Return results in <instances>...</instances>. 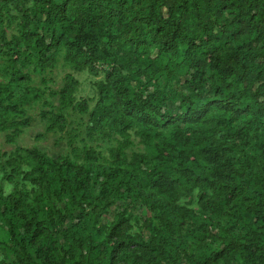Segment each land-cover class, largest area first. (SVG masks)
<instances>
[{
	"label": "trees",
	"instance_id": "1",
	"mask_svg": "<svg viewBox=\"0 0 264 264\" xmlns=\"http://www.w3.org/2000/svg\"><path fill=\"white\" fill-rule=\"evenodd\" d=\"M27 2L0 0V54L10 62L0 118L22 113L10 89L27 80L22 68L49 69L62 50L73 70L103 73L87 134L116 143L103 161L89 146L83 160L35 152L7 162L26 182L0 186L16 264H232L237 255L264 264V0ZM77 84L66 75L52 94L86 113L87 100L72 105ZM131 131L144 147L135 165ZM50 195L64 208L48 207ZM118 202L107 226L96 222ZM140 205L156 225L145 237L128 233V210ZM213 212L226 221H206ZM188 235L226 242L202 258L181 249Z\"/></svg>",
	"mask_w": 264,
	"mask_h": 264
},
{
	"label": "rangeland",
	"instance_id": "2",
	"mask_svg": "<svg viewBox=\"0 0 264 264\" xmlns=\"http://www.w3.org/2000/svg\"><path fill=\"white\" fill-rule=\"evenodd\" d=\"M31 4L32 0H28L26 5ZM21 9L23 8L19 7V10ZM13 12L14 14L19 13L16 9ZM4 57L5 55L0 54V81L6 84L10 79V68L8 67L10 62ZM97 65L101 70L105 68L100 63ZM22 71L28 76L27 80L21 85L12 84L10 87L13 96L23 97V101L20 103L22 113L14 116L10 115L6 119L0 118L1 124L4 125V128L0 130V186L3 191H11L16 187L23 186L22 183H26L11 172L15 166L7 163H11L16 154L26 157L39 152L52 158L69 156L70 158L83 160L84 149L91 146L99 151L98 157L101 161L107 159L109 151L116 141L103 138L100 135L89 137L87 134L89 112L97 98L95 83L103 78V73L100 72L99 75L94 76L88 70L81 72L73 70L70 64L63 60L62 50L58 52L57 59L51 68L41 70L33 64H28L22 68ZM66 75H71L78 81L72 105L82 99L87 100L88 111L86 113H80L73 106L62 103L58 95L52 94L53 91L59 90L65 84ZM56 115L62 116V128H59V123H55L48 130ZM16 122H19V124H16ZM16 126H18L17 133L13 135L12 131ZM129 138L132 139L133 144L127 148L126 155L128 161L135 165V153L143 152L144 147L139 142L138 137L135 138L132 131ZM4 171L11 175L10 180L6 178ZM27 188L33 189L35 192L38 190L36 186L31 184H28ZM188 199V196H181L180 201ZM191 205L196 208V200ZM64 206L65 199L63 196L52 197L50 195L48 207H54L58 210L63 209ZM122 210V202L114 203L108 207L106 213L95 215L96 222L107 226L115 217V213ZM128 213L130 214L129 223L131 226L128 231L130 235L142 234L145 237L149 233L155 232L156 225L154 222L147 221V218L153 215L150 211L144 210L140 205L134 208L130 207ZM75 214L66 217L65 227H68L73 221ZM206 221L226 220L221 214L213 212L208 213ZM212 228L216 231L215 227L212 226ZM50 231L54 235L56 226L52 225ZM8 242V232L0 224V261L3 260L7 264H16L15 251L12 249L13 245L8 246ZM225 242L209 236L202 238L201 236L188 235L182 243L181 249L183 248L187 253H192L197 257L207 258L213 251L220 249ZM232 264H243V260L237 255Z\"/></svg>",
	"mask_w": 264,
	"mask_h": 264
}]
</instances>
